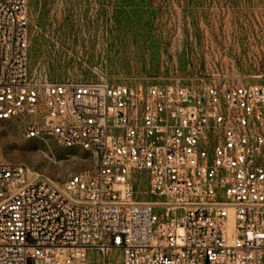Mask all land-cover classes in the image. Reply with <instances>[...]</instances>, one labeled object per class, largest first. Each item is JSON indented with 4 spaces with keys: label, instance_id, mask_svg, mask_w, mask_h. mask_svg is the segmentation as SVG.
<instances>
[{
    "label": "built area",
    "instance_id": "obj_1",
    "mask_svg": "<svg viewBox=\"0 0 264 264\" xmlns=\"http://www.w3.org/2000/svg\"><path fill=\"white\" fill-rule=\"evenodd\" d=\"M27 7L0 0V123L97 159L59 188L0 153V264H264V87L34 78Z\"/></svg>",
    "mask_w": 264,
    "mask_h": 264
},
{
    "label": "rangeland",
    "instance_id": "obj_2",
    "mask_svg": "<svg viewBox=\"0 0 264 264\" xmlns=\"http://www.w3.org/2000/svg\"><path fill=\"white\" fill-rule=\"evenodd\" d=\"M26 17L34 78L264 87V0H28ZM0 153L59 188L97 159L14 121L0 123Z\"/></svg>",
    "mask_w": 264,
    "mask_h": 264
}]
</instances>
